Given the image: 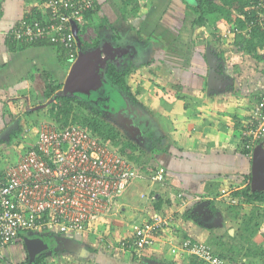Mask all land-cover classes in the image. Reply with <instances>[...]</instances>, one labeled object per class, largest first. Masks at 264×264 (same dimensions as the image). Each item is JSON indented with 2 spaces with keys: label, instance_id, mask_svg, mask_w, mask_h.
I'll return each instance as SVG.
<instances>
[{
  "label": "crops",
  "instance_id": "crops-1",
  "mask_svg": "<svg viewBox=\"0 0 264 264\" xmlns=\"http://www.w3.org/2000/svg\"><path fill=\"white\" fill-rule=\"evenodd\" d=\"M122 1L97 0L99 9L91 20L83 18L79 28L85 25V29L75 36L91 44L98 37L97 32L95 36L91 33L94 32L91 23L105 20L99 35L106 42L114 37V34L107 35V27L117 23L119 28L115 35L124 39L140 36L138 38L146 47L145 55L152 53L155 45L160 47L155 52L158 56L156 66L161 68L162 65L169 73L162 92L148 86L151 80L147 72L150 73L154 65L148 60L146 65H142L143 61H134L136 70L128 77V85L144 112H163L166 121L171 123L170 136L164 142L167 151L155 156L151 164L155 171L164 169L166 179L163 185L152 183L149 180L151 170L139 171L142 178L131 182L119 197L118 212H107L82 234H47L43 239L47 241V249L41 253L44 263L202 264L181 251L171 252L169 240L179 246L184 239L190 238L208 245L215 256L224 255V259L230 261L226 264H262L255 255L237 257L238 248H233L235 243L230 238L242 225L241 217L257 208L255 221L261 219L251 242L257 251L264 249V200L243 203L232 196L247 186L251 192L264 193V187L257 191L251 188L254 165L258 161L264 174V139L257 142L252 154L247 156L242 153L240 137L252 106L264 95L263 52L258 54L261 60L245 54L241 47L234 45L232 26L216 16L208 17L205 26L192 31L186 17L192 12L185 0H139L136 14L125 20ZM209 1L218 4L220 0ZM0 2V156L2 166H8L20 162L26 150L24 143L19 144L17 139L11 143L7 136L20 131L19 138H25L26 144L33 146L37 134L32 136V129L26 133V128L34 123L40 126L44 120L38 121L46 116L43 112H49L50 106L43 98L44 87L54 82L62 85L61 90L65 89L70 65L75 61L69 59L68 63H62L55 47L8 41L7 34L32 8L46 13L41 0ZM149 21L156 24L155 29L147 26ZM165 25L167 29L155 31ZM225 34L229 37L227 41L223 40ZM128 41L135 43L132 39ZM213 64L217 65L214 69L216 83L208 89L207 77ZM9 127L4 139L2 134ZM141 139L142 149L146 151L148 140ZM15 151L21 152L22 157L19 158ZM221 190H230L228 201L220 197ZM195 197L203 201L193 202ZM205 202L208 206L202 207ZM155 215L171 222L169 230L158 235L153 246L137 255L118 249L119 241L130 237L134 226ZM33 236L37 237L30 233L22 235L15 244L3 249L0 264H27L30 259L24 242L32 240ZM75 246L78 250L71 253L69 249Z\"/></svg>",
  "mask_w": 264,
  "mask_h": 264
},
{
  "label": "built area",
  "instance_id": "built-area-1",
  "mask_svg": "<svg viewBox=\"0 0 264 264\" xmlns=\"http://www.w3.org/2000/svg\"><path fill=\"white\" fill-rule=\"evenodd\" d=\"M252 1V21L243 32L232 27L233 35L249 33L252 28L264 32V0ZM95 2L43 0V20L21 19L7 36L23 44L49 40L63 45L74 62L76 26ZM244 125L240 132L241 148L250 156L255 144L264 139V95L254 103ZM165 176V170L159 168L149 180L163 185ZM141 178L127 158L97 141L90 131L72 124L41 123L33 146L20 162L2 166L0 161V252L27 233H84L117 205L131 182ZM178 197L182 199L181 194ZM220 197L228 201L230 190H221ZM192 201L201 202L202 198ZM170 222L161 215L153 216L134 226L130 237L119 241L118 249L132 255L141 253L154 245L158 235L169 230ZM169 244L172 254L181 251L206 264H226L208 245L190 238L179 246L171 240Z\"/></svg>",
  "mask_w": 264,
  "mask_h": 264
},
{
  "label": "trees",
  "instance_id": "trees-1",
  "mask_svg": "<svg viewBox=\"0 0 264 264\" xmlns=\"http://www.w3.org/2000/svg\"><path fill=\"white\" fill-rule=\"evenodd\" d=\"M138 2L139 0L122 1V17L124 20L127 17L136 14V10L139 8ZM253 5L254 4L252 0H220L218 4L209 0H196V5L190 6V10L193 13V20H191L190 24L191 30L194 31V29L205 26L208 17L216 16L224 19L228 25L236 27L239 29V31L243 32L247 25L252 21L253 13L250 11ZM98 9L99 4H97L96 0L93 9L85 12L83 18L91 20L92 16ZM1 15L0 2V18ZM24 15L25 16L21 19L27 21L34 19L37 21H42L43 16H45L46 13L41 14L36 8H32L30 12ZM104 23H106L105 20L98 21L94 24L91 23L94 30L98 33V37L93 40L91 44H86L81 41V39L77 38V49H74L72 52L75 53L76 58L79 55L87 54H109L110 59L106 62L104 67V78L107 82L114 86L118 92L121 93L127 104V107L123 106V111L116 113L117 110H112L113 106L109 102L107 104H104V102H92L86 97L72 95L65 89L61 90V84L49 82L46 83L44 87L43 98L47 101L50 109L49 112L43 113L58 125L72 124L90 131L99 142L110 148L116 149L119 154L123 155L131 163H133L138 172H148L151 170L154 173L156 168L151 165L154 164L153 162H155L154 157L167 151V145H164L166 140L164 135H162L157 130L151 131L150 134H147L148 132L146 133V131H143L144 134H147L145 138L148 140V147L145 151L142 149L143 146H141L140 149L139 144L136 142L137 140L139 141L141 138H143V136H140L139 133H136V131L132 129V126L129 124V122H127L129 119V117H126L127 115L124 117L125 120L122 119V121L126 124L128 132L125 131L122 133V131L111 122L113 119L116 121L115 119L121 118L126 112L131 114V112H134V110H137V108L143 111H145V109L141 103L137 101L135 98L136 94L132 93L131 88L128 85V77L136 70V67H133L131 63L138 57L137 50L133 49L134 47L127 49V45H132L133 42H130L128 41L129 39H124L123 37L120 38V35H115L110 41H104L103 36L99 35L100 30L105 26ZM79 25L76 26L78 28V31L75 32L76 36L77 33L79 35L85 29V25L81 28H79ZM8 41L12 44H18L17 41L12 40L10 37ZM234 45L241 47L245 54L250 55L255 59L261 60L258 54L264 49V32H262L259 28H252L248 35L244 33H236L234 35ZM26 46L55 47L62 63H68L70 59V52L63 45L52 43L49 40L26 44ZM144 64L146 65V62L142 63V65ZM185 106L187 107V105ZM18 130L19 129H16V131ZM19 133L20 131L12 133L7 137H10L11 143H14L16 139L18 140L19 144L24 143L26 150L24 153L25 155L26 152L31 149L32 145L26 144L25 138L20 139ZM3 138L5 139V136ZM1 143L2 141L0 140V145ZM19 144H17L16 147H18ZM14 153H16L19 158L22 157L21 152L19 153L15 151ZM147 153L150 154L148 155L149 157H146ZM242 153L245 155L248 154V152L244 150H242ZM0 161H2L1 156ZM232 196L241 200L243 203H259L264 200V193L258 191L251 192L250 186H247L238 192H234ZM155 209L159 210V207L156 206ZM258 212L259 210L257 208H253L248 216L241 217L242 225L234 233V236L229 238L235 243L233 244V248H238V251L235 252L237 257L242 256L247 258L249 256L255 255L260 258L262 264H264V249L261 248L259 251H257L251 242V239L257 233V230L255 229L259 226V220L261 219L260 218L259 220L255 221V217L258 216ZM250 224H253V226L250 227ZM19 237H21V235ZM43 254L39 255L34 260H28L27 264H45V257ZM218 257L225 263L230 262L227 259H224V255H219ZM193 259L202 264H206L194 257Z\"/></svg>",
  "mask_w": 264,
  "mask_h": 264
},
{
  "label": "water",
  "instance_id": "water-1",
  "mask_svg": "<svg viewBox=\"0 0 264 264\" xmlns=\"http://www.w3.org/2000/svg\"><path fill=\"white\" fill-rule=\"evenodd\" d=\"M109 59L110 57L107 53L101 55H79L75 62L70 65L68 76L65 81V90L72 95H79L81 97H86L87 99H91V97L94 96L92 101L100 103L104 102V104L109 102L117 108L122 106L127 107V104L121 93L118 92L114 86H112L104 78V67ZM215 68L216 66L213 68L210 67L209 69L207 77L208 89H210L216 83ZM115 96H117L118 100L114 98ZM10 129L11 127L7 128L2 136L7 135ZM262 181H264V174L261 172L260 162L258 161V164L254 165L251 188L254 191L263 188L264 184ZM204 206H208L207 202L202 204V207ZM35 242L39 246V249H35L33 246ZM25 247L30 260H34L38 255L47 249V247L44 246L41 236H37L33 241L27 240V242H25ZM75 248L76 246L68 249L71 251V253H75L78 250Z\"/></svg>",
  "mask_w": 264,
  "mask_h": 264
},
{
  "label": "rangeland",
  "instance_id": "rangeland-1",
  "mask_svg": "<svg viewBox=\"0 0 264 264\" xmlns=\"http://www.w3.org/2000/svg\"><path fill=\"white\" fill-rule=\"evenodd\" d=\"M185 2L186 3H189L190 6H193L194 5V0H185ZM186 17H187V23H188V26H189L191 24V20L193 18L192 13L191 14L188 13V15H186ZM147 26H149V28H154L155 29L156 24H154L153 22L149 21L148 24H147ZM118 28L119 27H118V24L117 23L114 24L112 27H107V30H108L106 32L107 35L109 34V35L112 36L114 34L113 36H115V33L117 32ZM164 29H167L166 25H165V27H159V28L157 27L155 31H161V30H164ZM155 31L153 32V35H155ZM95 32H96L95 30H94V32L92 30L91 33H93V35L95 36ZM207 32H209V31L207 30ZM93 35H92V37H94ZM188 35L190 36V34H188ZM131 37H128V39L129 40H131V39L132 40H135V43H132V45L131 44H128L127 45V49H131V48L134 47L133 49H137L138 50V57L139 58H136V60L143 61L142 63H145L146 60L150 61L151 63H154V65L150 67V73L147 72V75H148V77H150V80H151V84H149L148 86H150L151 89H156L158 92L161 91V87H163L165 85L164 81H166L167 77L169 76L168 75L169 73H166V71L164 70V68H162V65L161 64H160L161 65V68H159V67L156 66V64H157V57L158 56H156V53L155 52L158 51L160 47L158 45H155L153 47L152 53H148V55L147 54L145 55L144 49L146 47L143 45L144 43L141 41V39L138 38L140 36L137 37V35H136V39H135V36H131ZM228 39H229L228 36L226 38L225 37L223 38L224 41H227ZM226 43L227 42H224V44H226ZM180 49H182V46L178 48V50H180ZM149 51L151 52V48H150ZM190 54H191V52H190ZM134 61L135 60H133V62L131 63V65H133V67H134V65H136V64H134ZM173 88H174V86H173ZM114 98L118 100L117 96H115ZM93 99H94V96L91 97L90 101H92ZM92 102H96V101H92ZM122 107L117 108L116 106H113V108L115 110H118L116 113H120L121 111H123V108L124 107L123 108ZM162 113L163 112H144L143 110H140L139 108H137V110H134V112H131V114L128 113V112H126L121 118L118 119V121H114V119L113 120L110 119V120H111V122L119 130L122 131V133L125 132V131L128 132V128H127L126 124L122 121V119L125 120L124 117L127 115L126 117H129V119L127 120V122H129V124L132 126V129L134 131H136V133H139L140 136L141 135L143 136V138H144V139H142L143 141L146 140L145 136L147 134H150L151 131H155V130H158L162 135H164L165 138H168L170 136L168 134V132H169L168 130L171 129V123L166 121V119H165V117L163 116ZM250 114H251V110H250V112L248 114V119H249ZM248 119H246V121H248ZM42 120H44L43 122H51V123H54V121L50 120V118H48L47 116H45L42 119H40L38 121V123L40 121H42ZM27 127L28 128H26L27 129L26 133L28 132L29 129H32L33 131L31 130L30 131V134L32 136L35 135V133L37 134V131H38L39 126H36L35 123H34V126H27ZM143 131H146V133L147 132L148 133L147 134H144ZM136 142L141 146L142 143L140 141H136ZM112 210H114L115 213L119 211L116 206H114L112 208ZM175 246H177V245H175Z\"/></svg>",
  "mask_w": 264,
  "mask_h": 264
},
{
  "label": "flooded vegetation",
  "instance_id": "flooded-vegetation-1",
  "mask_svg": "<svg viewBox=\"0 0 264 264\" xmlns=\"http://www.w3.org/2000/svg\"><path fill=\"white\" fill-rule=\"evenodd\" d=\"M214 66H215V65L213 64L212 67H214ZM216 66H217V65H216ZM212 67H211V68H212ZM212 88H213V86H212ZM122 108H123V107H122ZM112 110H115V109L112 108ZM116 121H118V119H116ZM137 141H138V140H137ZM46 235H47V234H40L39 236H42V237H43L42 239H44V237H45ZM30 239H31V238H30ZM30 239H29V240H30ZM35 239H36V237L33 236V238H32L31 241H33V240H35ZM25 242H27V240H25ZM25 242H24V243H25ZM43 243H44V246L47 247V244H46L47 241H46V243H45V240H43ZM33 246L35 247V249H39V246L37 245L36 242L33 244ZM45 252H46V251H44L43 253H45ZM27 258H28V253H27ZM36 258H37V257H36Z\"/></svg>",
  "mask_w": 264,
  "mask_h": 264
},
{
  "label": "clouds",
  "instance_id": "clouds-1",
  "mask_svg": "<svg viewBox=\"0 0 264 264\" xmlns=\"http://www.w3.org/2000/svg\"><path fill=\"white\" fill-rule=\"evenodd\" d=\"M263 53H264V52H263ZM76 59H77V58H76ZM97 141H98V140H97ZM113 149H114V148H113ZM115 150H116V149H115ZM138 173H140V172H138ZM140 174H141V173H140ZM178 195H179V194H178ZM182 199H183V200H186V198H184L183 196H182ZM202 201H203V200H202ZM202 201H201V202H202Z\"/></svg>",
  "mask_w": 264,
  "mask_h": 264
}]
</instances>
